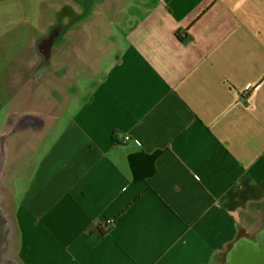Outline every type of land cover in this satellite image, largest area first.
<instances>
[{
    "label": "crops",
    "instance_id": "crops-1",
    "mask_svg": "<svg viewBox=\"0 0 264 264\" xmlns=\"http://www.w3.org/2000/svg\"><path fill=\"white\" fill-rule=\"evenodd\" d=\"M68 1L40 5L36 28ZM92 3H100L93 20L57 25V41L78 36L57 47L76 58L55 86L60 97L49 86L32 100L18 86L23 102L7 95L0 136L13 117L51 113L38 111L39 98L60 108L46 115L49 144L9 186L15 256L223 264L243 217L259 219L264 203V0ZM13 63L4 70L15 72Z\"/></svg>",
    "mask_w": 264,
    "mask_h": 264
},
{
    "label": "rangeland",
    "instance_id": "rangeland-1",
    "mask_svg": "<svg viewBox=\"0 0 264 264\" xmlns=\"http://www.w3.org/2000/svg\"><path fill=\"white\" fill-rule=\"evenodd\" d=\"M49 2L50 0H5L0 2V135L8 119L9 104L7 95L13 93L14 90L15 96L13 101L15 103L24 101L22 97L20 98L18 96L19 84L17 77L21 75V70L27 63H19L20 59L23 57V54L19 52V50L28 45L29 39L33 35V28H36L41 20L40 5ZM128 2L136 3L138 0H128ZM13 59L15 72L13 70L11 71V69L6 72L4 70L7 68L6 65ZM101 63H106V58L102 60ZM12 74H14V77H12ZM63 91L65 94L71 93V90L67 88ZM50 96L52 97L53 95ZM58 98L59 97H56V99ZM53 99L47 100V98H39L35 101L36 108L39 112L49 109L52 112L46 113V115L54 117L60 108L55 103V99L54 101ZM46 115L44 116L45 120L47 119ZM10 129L12 130V127ZM41 132L43 131L32 135L19 134V137H12L10 139V159L4 176V185L8 190L9 186L15 183L16 178H20L27 170L31 169L33 166L31 164L36 161L35 156L38 159L45 147L49 144L48 139L50 134L48 136H42ZM9 196L8 199L4 201L3 205L11 212L14 209V204L9 200ZM255 208L257 209L258 206ZM260 218L261 215H259V220ZM246 226L253 230L255 229L254 235L257 241L252 243V246L257 251L259 250V253H264V219L261 226H259L258 216L253 214L245 215L243 217L242 227ZM239 251L240 248L236 251L237 254ZM247 258L251 264H261L253 248L249 249ZM214 264H217L216 261H214Z\"/></svg>",
    "mask_w": 264,
    "mask_h": 264
},
{
    "label": "flooded vegetation",
    "instance_id": "flooded-vegetation-1",
    "mask_svg": "<svg viewBox=\"0 0 264 264\" xmlns=\"http://www.w3.org/2000/svg\"><path fill=\"white\" fill-rule=\"evenodd\" d=\"M97 5H100V3L88 5L85 0H69L63 8L51 11L52 18L50 21L45 22L44 31H40L37 28L32 30L33 35L29 39L28 45L19 50L25 58L30 59V62H27L21 70L19 81V86L23 89L24 92H22L28 99L32 100L35 97V93L47 86H49L53 95L60 97L55 86L59 84L60 79L68 80L69 70L76 58H62L63 51H57V47L64 45L65 47H71L77 42L78 36L68 35L63 41V36L60 34V39L57 41L54 39L57 25L64 23L67 31L76 29L78 23L89 22L94 19V16L99 11ZM62 59L65 62L60 65ZM45 126L46 120L42 115L27 114L17 120L13 117L10 125L12 130L10 129L2 134L5 137L3 138L4 143L1 145H6L8 140L14 136L19 137V134L24 133V131L32 135V133L44 130ZM259 222L260 220L258 219V224ZM254 230L248 226L241 227L236 239L247 238L253 241ZM224 254L223 252L221 256H224Z\"/></svg>",
    "mask_w": 264,
    "mask_h": 264
},
{
    "label": "water",
    "instance_id": "water-1",
    "mask_svg": "<svg viewBox=\"0 0 264 264\" xmlns=\"http://www.w3.org/2000/svg\"><path fill=\"white\" fill-rule=\"evenodd\" d=\"M85 1H87L88 5L91 4V0ZM4 137L5 135L0 136V264H21L15 256L16 246L14 238L17 232L16 223L11 212L3 205L10 193L4 185V176L9 158L7 143L6 145H1L4 143ZM259 212L261 215L259 226H261L264 219V203ZM253 241L247 238L235 239L224 252V256H222L223 264H251L247 258L250 248L255 250L257 257L260 259H258L260 263H264V253H259V250L257 251L252 246V243L257 241L255 235ZM238 248H240V251L237 254L236 251Z\"/></svg>",
    "mask_w": 264,
    "mask_h": 264
},
{
    "label": "built area",
    "instance_id": "built-area-1",
    "mask_svg": "<svg viewBox=\"0 0 264 264\" xmlns=\"http://www.w3.org/2000/svg\"><path fill=\"white\" fill-rule=\"evenodd\" d=\"M130 140H131V134L130 132H128L125 136L123 144L127 145L130 142Z\"/></svg>",
    "mask_w": 264,
    "mask_h": 264
},
{
    "label": "trees",
    "instance_id": "trees-1",
    "mask_svg": "<svg viewBox=\"0 0 264 264\" xmlns=\"http://www.w3.org/2000/svg\"><path fill=\"white\" fill-rule=\"evenodd\" d=\"M103 234L105 233V232H102Z\"/></svg>",
    "mask_w": 264,
    "mask_h": 264
}]
</instances>
